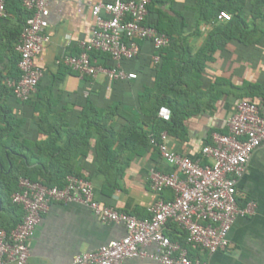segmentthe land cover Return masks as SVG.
Here are the masks:
<instances>
[{"label": "crops", "instance_id": "obj_1", "mask_svg": "<svg viewBox=\"0 0 264 264\" xmlns=\"http://www.w3.org/2000/svg\"><path fill=\"white\" fill-rule=\"evenodd\" d=\"M81 1V5L77 0L51 2L45 32L49 41L34 61L43 75L30 104L17 101L5 86L6 80L18 78L15 46L26 14L18 18L12 11H6V16L0 18V107L9 110L11 121L15 122L10 130L1 133L6 126L0 115V180L12 167L9 155L15 157L19 169L27 170H46L51 154L60 155L53 169L71 170L85 177L101 205L147 219V209L157 199L149 187V171L155 168L171 172L172 169L161 160L158 150L138 142H126L125 137L128 129L144 132L150 129V120L144 114L146 100L141 101L139 96L145 89L155 88L152 46L145 43L135 61L125 65L124 71L135 74V80L110 82L102 75L80 78L62 64V58L67 54L76 56L79 42L87 40L93 28L90 5L99 0ZM253 1L246 0L243 8L242 17L249 24ZM216 3L217 0H204L203 7L210 11ZM200 6V0H172L171 4L160 6L162 15L157 14L159 6L149 13V19L154 22L183 23L177 44L189 49L191 58L202 48L207 36L225 24L215 20L197 25L204 11ZM183 57L188 55L184 53ZM93 60L100 66L111 64L101 58ZM197 82L204 94L217 82L222 83L225 92L211 101L212 109L186 117L185 140L167 134L169 149L192 160L199 158L201 149L210 144L212 134H227L226 119L239 101H252L264 114V37L255 45L229 41L223 50L212 55ZM48 105L52 111L49 122L56 124L60 132L50 149L45 144L50 135L42 123ZM88 107L97 113L87 114ZM89 122L91 125H87ZM100 141L109 145L106 159L98 150ZM236 191L238 206L243 208L252 202L254 213L235 220L228 233L230 248L226 252L208 254L186 246L191 260L203 264H264V146L253 152L237 181ZM7 215L0 197V221ZM165 233L175 242L183 238L172 228H167ZM124 236L123 226L101 223L85 206L54 203L43 214L28 242L27 264H70L79 254L96 252ZM146 250L152 252L154 248ZM123 264L154 263L129 259Z\"/></svg>", "mask_w": 264, "mask_h": 264}, {"label": "built area", "instance_id": "obj_2", "mask_svg": "<svg viewBox=\"0 0 264 264\" xmlns=\"http://www.w3.org/2000/svg\"><path fill=\"white\" fill-rule=\"evenodd\" d=\"M52 0H21L29 14L21 28L15 46L18 55L19 77L6 80L5 86L20 103L34 99L42 78L35 65L45 44L49 8ZM79 5L81 0H77ZM150 0H99L90 5L93 28L87 40L78 44L76 56L65 55L62 64L80 78L94 79L100 75L108 81H131L136 75L122 69V61L134 59L140 51L137 42L150 41L155 51L170 44V39L145 25ZM6 16V0H0V18ZM231 16L220 12L217 21H230ZM93 53L110 56L114 67L106 69L91 57ZM160 62L159 55L152 58L153 65ZM157 116L170 122V110L162 106ZM227 134L211 135V144L205 145L199 158L182 156L166 144L168 135L162 132L158 141L150 137L161 160L171 172L152 168L148 182L157 199L149 206L147 219L119 212L101 205L92 184L85 177L67 176L65 185L46 187L26 178H19L17 191L11 202L21 207V223L7 232L0 228V264H27L28 242L33 237L50 205L77 204L89 208L103 224L121 225L125 236L109 242L93 253H82L70 264H123L129 259L146 260L154 264H203L191 260L187 247L173 242L165 231L174 224L186 236V246L208 254L223 253L230 248L228 233L237 218L251 216L255 204L243 208L237 203V181L255 150L264 146V114L251 102L239 101L225 122ZM165 190L173 199L161 197ZM153 246L154 250L146 249Z\"/></svg>", "mask_w": 264, "mask_h": 264}, {"label": "trees", "instance_id": "obj_3", "mask_svg": "<svg viewBox=\"0 0 264 264\" xmlns=\"http://www.w3.org/2000/svg\"><path fill=\"white\" fill-rule=\"evenodd\" d=\"M245 1L246 0H217L216 6L210 11H206L203 7L204 0H200V8L203 7L204 11H201V17H198L197 25L199 23L215 21L218 14L223 11L228 13L231 18L230 21L225 22L223 26L215 28L207 36L202 48L191 58L189 55V49L177 44V36H179L184 29L182 22H170L164 24L163 22H154L149 19V13L153 12V9L155 10V6H159L156 10L157 14L162 15V11L159 9L160 6L166 2L171 4L172 0H167L166 2H163V0H150L145 25L154 28L160 34L166 35L170 39V44L160 51H155L150 41L137 42L140 48L139 54L142 51L143 45L149 43L152 46L153 56L159 55L160 62L157 65H153L151 62V71L155 74V88L153 90L145 89L143 94L139 96L141 101L146 100L145 108L147 112H144V114H146V117L150 120V129L147 132L138 128L128 129L125 137L126 142H138L142 146H150L157 150V148L150 143V137L152 136L158 141L159 135L162 132H166L171 137L185 140L187 130L184 121L186 117L212 109L211 101L216 100L218 95L225 91L223 90V87L221 88V86H223L222 83L217 82L212 86L210 92L206 94L201 92L197 79L205 67V64L212 60V55L214 53L223 50L229 41H237L244 45H255L264 37V0H254L252 2L250 24L242 17ZM6 11H12V13L18 18L25 13L26 18L23 24L29 17V14L22 8L21 0H6ZM175 15L180 17L179 14ZM176 52H179L181 55L176 57ZM184 53H186L188 57H183ZM139 54L132 60L122 61V69H125L126 64L135 61ZM91 57L93 59L101 58V60L107 63L110 62L111 64L109 65H102V67L106 69H112L114 67V63L107 54L93 53ZM176 61H179L180 64H176ZM203 95H205L204 97L206 101L204 99L202 100ZM245 101L248 100L245 99ZM31 102L32 101L23 104H30ZM248 102L253 103L252 101ZM162 106H165L170 110V122H163L158 118L157 112ZM51 113V107L48 105L47 111L42 118V123L48 129V134L50 135L48 141L45 143L48 149L55 145L60 133L59 130L55 128L56 124L51 125L49 122L48 117ZM96 113L97 112L93 108L88 107L87 114L91 115ZM0 115L6 126V129L1 131V133H3V131L10 130L15 122L11 121L12 118L10 111L6 108L0 107ZM91 123L92 122H89L87 125H91ZM94 125L96 124L94 123ZM102 129L106 132L108 131L105 126H102ZM98 148V150L104 154V158L106 159L110 152L109 145L106 142L100 141L98 143ZM59 157L60 155L51 154L48 160L50 165H48L49 167H47L46 170H27L19 169L15 157L9 155L12 167L9 170V174L4 177L2 181L0 180V197L2 199L3 211L8 213V215L6 219L0 221V228L9 232L16 228L22 221L23 211L21 207L14 205L11 202V195L17 191L19 178H26L46 187L62 188L65 185V179L67 176L81 177L79 174L71 170H54L53 165ZM161 197L165 201H170L173 199V194L171 191L165 190ZM167 228H172L183 236L178 242L181 246L186 247L185 234L182 231H179L174 224H169ZM170 239L175 242L171 236Z\"/></svg>", "mask_w": 264, "mask_h": 264}]
</instances>
